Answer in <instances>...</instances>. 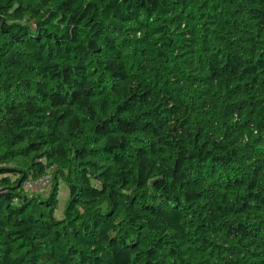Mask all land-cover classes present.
<instances>
[{
    "label": "trees",
    "instance_id": "trees-1",
    "mask_svg": "<svg viewBox=\"0 0 264 264\" xmlns=\"http://www.w3.org/2000/svg\"><path fill=\"white\" fill-rule=\"evenodd\" d=\"M0 264H264V0H0Z\"/></svg>",
    "mask_w": 264,
    "mask_h": 264
},
{
    "label": "built area",
    "instance_id": "built-area-1",
    "mask_svg": "<svg viewBox=\"0 0 264 264\" xmlns=\"http://www.w3.org/2000/svg\"><path fill=\"white\" fill-rule=\"evenodd\" d=\"M53 169L41 178H28L24 181L23 190L29 195H39L49 192L53 181ZM96 184H100L96 181Z\"/></svg>",
    "mask_w": 264,
    "mask_h": 264
},
{
    "label": "rangeland",
    "instance_id": "rangeland-1",
    "mask_svg": "<svg viewBox=\"0 0 264 264\" xmlns=\"http://www.w3.org/2000/svg\"><path fill=\"white\" fill-rule=\"evenodd\" d=\"M68 197H69L68 188H67V186L65 184H62L60 186V190H59L58 210L56 212V215L59 218H62L63 217V214H64V210H65V207H66V204H67Z\"/></svg>",
    "mask_w": 264,
    "mask_h": 264
}]
</instances>
